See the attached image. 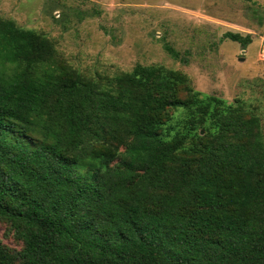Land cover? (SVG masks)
Wrapping results in <instances>:
<instances>
[{
  "label": "trees",
  "instance_id": "obj_1",
  "mask_svg": "<svg viewBox=\"0 0 264 264\" xmlns=\"http://www.w3.org/2000/svg\"><path fill=\"white\" fill-rule=\"evenodd\" d=\"M100 79L0 17V220L25 245L0 264H264L259 117L163 66Z\"/></svg>",
  "mask_w": 264,
  "mask_h": 264
},
{
  "label": "rangeland",
  "instance_id": "obj_2",
  "mask_svg": "<svg viewBox=\"0 0 264 264\" xmlns=\"http://www.w3.org/2000/svg\"><path fill=\"white\" fill-rule=\"evenodd\" d=\"M0 17L47 37L61 63L88 80L137 65L182 72L202 98L244 103L247 117H259L264 135V0H0ZM229 32L252 42L244 50L225 37ZM174 115L168 110L164 121ZM179 119L168 138L180 129ZM125 151L114 168L121 167ZM0 246L12 255L25 247L6 220H0Z\"/></svg>",
  "mask_w": 264,
  "mask_h": 264
}]
</instances>
